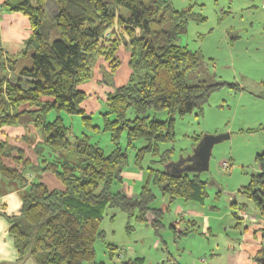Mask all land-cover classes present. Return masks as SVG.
I'll return each instance as SVG.
<instances>
[{"label":"trees","instance_id":"obj_1","mask_svg":"<svg viewBox=\"0 0 264 264\" xmlns=\"http://www.w3.org/2000/svg\"><path fill=\"white\" fill-rule=\"evenodd\" d=\"M0 7L25 15L31 30L15 56L2 58L0 44V135L3 127L28 125L41 133V140L33 146L41 157L36 164H30L23 150L0 136V177L25 190L19 214L7 217L17 253L11 264L26 258L35 264L94 263L95 242L104 237L100 224L106 208L126 215L128 231L133 229L130 221L142 222L164 242L160 235L163 211L152 206L156 195L149 184L168 202L203 203L208 193L207 181L198 173L166 170L172 162L171 152H160L158 145L173 140L176 114L201 112L212 92L225 84L204 79L186 82L187 73L200 66L197 52L176 42L191 17L189 8L175 10L169 0H4ZM120 48L128 53L129 76L106 93L105 110L97 113L101 118L98 125L92 122V115L85 114L81 104L86 95L78 86L91 78V67L98 58L107 62L112 75L121 64ZM5 67L10 70L8 75ZM129 108L135 113L132 119L126 118ZM148 110H165L169 117L151 119ZM50 112L55 116L49 120ZM60 112L79 115L90 130L107 132L109 150L89 142L85 133L72 142ZM261 128L264 133V123ZM122 134L126 148H133L136 140L146 141L134 149V166L141 169L144 156L149 153L152 157L145 182L135 196L111 189L114 183L121 184L128 165L126 149L120 145ZM21 139L32 140L26 134ZM44 149L51 159L45 158ZM254 161L258 170L237 192L264 219V149L255 154ZM155 163L164 169L154 168ZM29 171L48 172L60 186L51 187L39 177L30 179ZM230 205L239 211L247 209L245 202L234 199ZM232 215L237 219L234 227H239L243 216L238 211ZM194 225L191 220L179 230L172 228L180 236L195 231ZM107 249L111 258L120 250L112 244ZM255 259L263 264L264 243ZM143 262L142 257H126L115 264Z\"/></svg>","mask_w":264,"mask_h":264},{"label":"rangeland","instance_id":"obj_2","mask_svg":"<svg viewBox=\"0 0 264 264\" xmlns=\"http://www.w3.org/2000/svg\"><path fill=\"white\" fill-rule=\"evenodd\" d=\"M144 1L147 2V0ZM169 3L175 10L189 8L192 17L187 19L185 32L176 40L179 45L197 52L200 56V66L195 71L187 73L186 82L193 84L197 80L204 79L210 83L225 82V84L212 92L201 112L192 111L174 116L173 140L159 143V151L170 149L171 160L177 162L192 153L198 142L196 138H200L203 134H229L227 139L213 145L208 170L198 173L201 179L207 181L208 196L203 203L181 199L168 202L155 185L149 184L156 195L152 206L163 211L164 227L160 230V235L166 240L167 247L172 252L176 246H187V244L200 247L201 243L205 244L207 239L209 242H221L227 237L229 231L231 233L235 231L233 224L237 222V219L232 215L235 211L245 214L243 216L245 220L253 221V216L248 215L253 212V206L237 192V189L248 182L251 173L258 170L254 156L264 149V133L261 128L264 123V0H169ZM52 10L53 7L49 10L50 13ZM117 56L121 61L120 71H123L124 67L128 68L125 63L128 53L120 48ZM105 63L107 64L106 61ZM5 73L9 74L6 71ZM107 75L110 81L114 80L115 73L111 75L107 72ZM104 92L101 91L98 95L101 94L102 98ZM101 110H105L104 102ZM146 114L149 118L159 121L167 120L169 117L165 110H148ZM59 115L63 123L69 126L67 136L72 142L75 141V136L85 133L89 136V142L97 144L106 151L109 150L110 142L107 132H96L86 128L81 123L79 115L64 112H60ZM54 116L55 113L50 112L48 119ZM134 116L133 109L129 108L126 111V118L132 119ZM92 122L101 125V118L97 113L92 114ZM29 133L26 135L32 140L28 142L27 150L30 156H36L33 146L41 140V133L38 130L36 133ZM145 143L143 139L136 140L133 142V148H126L125 136L122 134L120 145L126 149L128 165L123 169L121 184L114 183L111 187L112 191L122 189L131 196L138 193L147 177L146 171L149 163L152 164V157L149 153L146 154L142 161V168L139 169L133 165V155L134 149ZM52 157L49 153L45 154V158ZM36 161H41V157L36 156ZM153 167L164 169L158 163L153 164ZM128 172L135 173L127 175ZM32 173L33 176L28 178L39 177L51 187L54 186L46 177L41 176L48 172L32 171ZM139 173H142L144 178L136 175ZM232 198L237 203L245 202L247 209L240 211L233 209L230 205ZM179 207L185 212L194 207V210L209 216L214 236L207 238L198 230L194 238L183 236L175 245L172 244L168 237L173 232L172 227L178 215L176 210ZM189 217L197 221V226L201 225L202 220L199 217L186 215L185 219ZM126 222V215L122 211L113 208L105 209L100 224L104 230V237L103 240L95 242V256L92 264H115L126 257H142L143 264H165L164 261L162 263L160 261V258L165 256L162 250L164 245L153 229L145 223L132 220L130 225L133 229L128 231ZM241 222L243 224V220H240ZM230 224L232 226L227 227V231L222 230L223 226ZM156 241L159 242L158 247L154 246ZM107 244L118 246L119 254L111 258ZM189 250L183 253L179 250V254L187 256L190 254ZM192 252L195 256L193 249ZM173 255L181 262L176 253Z\"/></svg>","mask_w":264,"mask_h":264},{"label":"crops","instance_id":"obj_3","mask_svg":"<svg viewBox=\"0 0 264 264\" xmlns=\"http://www.w3.org/2000/svg\"><path fill=\"white\" fill-rule=\"evenodd\" d=\"M3 1L4 0H0V5ZM30 32L29 21L25 15L17 11L4 10L0 7V44L2 47V58L17 55L23 48L24 41L28 38ZM119 67L114 71V80L110 81L107 75L109 69L104 60L98 58L92 65L91 78L78 86L86 95L81 104L86 115L98 113L105 100L106 93L110 92L113 87L126 82L129 76V69L124 67L123 71H120ZM5 71L10 73L8 67H5ZM101 91H105L102 98L101 94L98 95ZM1 132V137H7L10 143L23 150L24 158L30 159V164L37 163L36 156L29 155V150H27L29 146L28 141H23L20 138L22 135L28 134L29 132V134L36 133V130L31 125L26 127H3ZM48 152L47 149H44L45 154ZM7 163L12 165L9 160ZM134 173L135 172H128L127 175H132ZM27 175L31 178L33 175L32 171L27 172ZM136 175L140 178H144L142 173ZM41 176L44 178L46 177L51 183H53V187L60 186L58 181H55L54 177L50 174L43 173ZM24 191L25 190L16 182L6 181L0 177V264H11L17 258L13 238L8 233L9 222L7 217L19 214L21 198ZM193 208L194 207L189 208L188 212H185L184 209L180 207L176 210L179 224H177L178 226L174 224L173 228L179 230L186 225V221L192 220L195 222V225L193 226L195 231L190 232L187 235L177 236V233L173 230L172 234L168 237L172 244L175 245L181 240V238H183V236L185 238H188L189 236L194 238L198 230H200V233L203 234V236H207V238L214 236L212 233L213 225L210 224L209 216L205 215L203 212L194 210ZM238 213L240 216L242 215L241 211ZM186 215L197 218L199 217L202 220V228L201 225L197 226V221L192 219V217L185 219ZM248 215L253 216V221L249 219L245 220V218L242 217L240 220H243V224L242 222L240 223L239 220V227H235L236 229L234 228L235 231L233 233L229 231L227 237L221 242H209V239H207L205 244L201 243L202 246L200 247L187 244V246H176V249L171 252L167 247L168 243L161 235L162 241H164L162 242L164 245V249L162 250L165 255L164 258H160L161 263L164 261L165 264H259L255 259V255L264 240L262 238L264 219L260 218L255 210L248 213ZM176 222L177 221H174V223ZM231 226V224L229 226H223L222 230L227 231V227L230 228ZM155 243L154 246L158 247L159 242L156 241ZM192 249L194 250L195 256L192 255ZM179 250H181L182 253L185 250H189L190 254L182 256V254H179ZM174 253L178 255V259H180L181 262L175 258L173 255ZM197 259H199V261H196ZM20 264L35 263L31 258H26Z\"/></svg>","mask_w":264,"mask_h":264},{"label":"water","instance_id":"obj_4","mask_svg":"<svg viewBox=\"0 0 264 264\" xmlns=\"http://www.w3.org/2000/svg\"><path fill=\"white\" fill-rule=\"evenodd\" d=\"M228 137V133L203 134L198 140L192 153L187 158L180 159L177 162L172 161L169 163V168L167 165L165 166L166 170L169 169L170 173L175 174L181 172L200 173L207 171L213 145L227 139Z\"/></svg>","mask_w":264,"mask_h":264},{"label":"built area","instance_id":"obj_5","mask_svg":"<svg viewBox=\"0 0 264 264\" xmlns=\"http://www.w3.org/2000/svg\"><path fill=\"white\" fill-rule=\"evenodd\" d=\"M242 216H245V214L242 213Z\"/></svg>","mask_w":264,"mask_h":264}]
</instances>
